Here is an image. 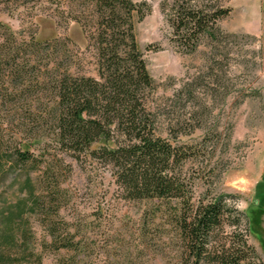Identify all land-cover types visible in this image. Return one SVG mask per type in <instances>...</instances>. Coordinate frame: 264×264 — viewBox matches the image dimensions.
Returning a JSON list of instances; mask_svg holds the SVG:
<instances>
[{
    "label": "rangeland",
    "instance_id": "1",
    "mask_svg": "<svg viewBox=\"0 0 264 264\" xmlns=\"http://www.w3.org/2000/svg\"><path fill=\"white\" fill-rule=\"evenodd\" d=\"M146 1L150 9L134 22L133 32L155 96L170 95L192 75L196 113L203 101L207 105L201 127L180 136L197 149L183 165L192 200L222 195L225 205L244 211L248 230L242 219L238 226L223 223L222 229L246 232L264 264V0H198L229 11L216 20V38L201 37L191 52L173 35L168 17L174 0ZM0 21L16 40L56 36L71 71L95 73L93 48L86 44L93 25L84 1L0 2ZM26 74L11 85L0 76V264H53L57 252L49 231L63 235L68 222L88 225L85 264H172L174 250H182L169 213L173 199L157 204L124 197L109 167L89 156L75 158L55 147L25 163L11 155L15 140L11 130L2 129L4 122L20 120L28 108L36 113L37 105L50 99L49 84L40 86L34 73ZM142 217L145 235L139 231Z\"/></svg>",
    "mask_w": 264,
    "mask_h": 264
},
{
    "label": "trees",
    "instance_id": "2",
    "mask_svg": "<svg viewBox=\"0 0 264 264\" xmlns=\"http://www.w3.org/2000/svg\"><path fill=\"white\" fill-rule=\"evenodd\" d=\"M82 1L93 25L91 40L86 42L93 48V74L71 71L64 64L66 54L59 52L56 36L39 40L30 34L26 40H16L0 21V76L11 85L34 73L35 82L49 84L51 90L49 102L37 105L36 113L28 108L20 120L4 122L2 129L11 130L15 140L11 155L25 163L55 147L75 158L89 156L109 167L124 197L155 199L157 204L173 199L169 213L182 250H174L172 264H263L246 232L238 227L222 229L223 223L238 226L242 219L248 230L250 221L244 211L225 205L222 195L192 200L190 176L183 165L197 149L180 136L201 127L207 105L203 101L200 114L196 113L192 75L170 95L155 96L156 84L133 32L134 22L149 11L148 2ZM170 8L175 41L186 52L193 51L203 36L216 38V20L229 11L221 3L198 0H174ZM56 47V54L49 57ZM146 222L142 217V235ZM87 226L68 222L63 235L55 234L56 228L49 231L57 252L53 264H85Z\"/></svg>",
    "mask_w": 264,
    "mask_h": 264
},
{
    "label": "crops",
    "instance_id": "3",
    "mask_svg": "<svg viewBox=\"0 0 264 264\" xmlns=\"http://www.w3.org/2000/svg\"><path fill=\"white\" fill-rule=\"evenodd\" d=\"M261 52H262V56L264 58V24L262 27V31H261Z\"/></svg>",
    "mask_w": 264,
    "mask_h": 264
}]
</instances>
